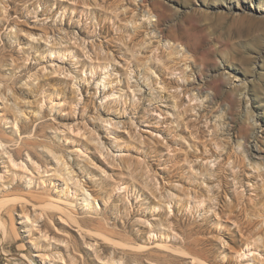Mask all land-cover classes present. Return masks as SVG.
<instances>
[{
  "label": "rangeland",
  "instance_id": "rangeland-1",
  "mask_svg": "<svg viewBox=\"0 0 264 264\" xmlns=\"http://www.w3.org/2000/svg\"><path fill=\"white\" fill-rule=\"evenodd\" d=\"M1 141L0 264H264V0H0Z\"/></svg>",
  "mask_w": 264,
  "mask_h": 264
},
{
  "label": "bare ground",
  "instance_id": "bare-ground-1",
  "mask_svg": "<svg viewBox=\"0 0 264 264\" xmlns=\"http://www.w3.org/2000/svg\"><path fill=\"white\" fill-rule=\"evenodd\" d=\"M176 46V45H175ZM182 50V49H181ZM178 51V50H177ZM172 52V51H171ZM180 52V51H179ZM179 52H177V53H179ZM175 53V52H174ZM174 53L172 54V53H169L171 56V58H172V56L174 55ZM176 53V54H177ZM176 56V55H175ZM175 56H173V57H175ZM180 56V55H179ZM181 60L183 61V63L184 64H187V61H188V55H186V54H184V55H182V57H181ZM186 67H187V65H186ZM229 76V75H228ZM200 80H198V85H200V86H205L206 84H205V82H203L202 81V79L201 78H199ZM228 79H230V77H228ZM183 80V79H182ZM185 80V79H184ZM183 80V81H184ZM231 80V79H230ZM231 82H232V80H231ZM215 84V83H214ZM213 85V84H212ZM213 89H214V91H211V90H207V94H206V96H209V98L211 99V100H214L216 97H217V95H218V93H217V89H218V87L216 86V84H215V86L213 87ZM211 92V93H210ZM220 92V91H219ZM193 98H196L197 99V96H192ZM108 124V123H107ZM256 141H255V143H254V149L256 150V145L258 144L257 143V141H258V139H257V137H255L254 138ZM0 145L1 146H3L4 144L2 143V141L0 142ZM257 151H258V149H257ZM255 155V154H254ZM9 159V158H8ZM10 161H11V163L14 165V166H22V167H24L25 166V164H23V162L22 161H19V162H16L14 159H10ZM250 164V163H249ZM211 165H212V163H211ZM213 167V166H212ZM211 167V168H212ZM65 168V167H64ZM253 168L254 169H256L257 171H260L261 173H262V175L264 176V166L263 165H260V164H256V165H254L253 166ZM213 169V168H212ZM68 174V173H67ZM264 179V178H263ZM6 186V185H5ZM10 189V188H9ZM89 196V195H88ZM90 198V197H89ZM82 201H84L85 202V205L86 206H90V207H93V205H92V202L88 199V197H87V195L85 196L84 195V197H83V200ZM95 207V206H94ZM89 208V207H88ZM87 208V209H88ZM6 231V230H5ZM5 236V235H4ZM3 236V237H4ZM244 254V253H243ZM45 258V257H44Z\"/></svg>",
  "mask_w": 264,
  "mask_h": 264
}]
</instances>
